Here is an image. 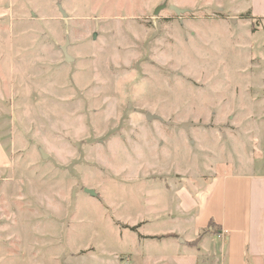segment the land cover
I'll return each mask as SVG.
<instances>
[{"label":"rangeland","instance_id":"374dc122","mask_svg":"<svg viewBox=\"0 0 264 264\" xmlns=\"http://www.w3.org/2000/svg\"><path fill=\"white\" fill-rule=\"evenodd\" d=\"M252 1L0 0V264L183 258L147 237L196 240L205 190L264 172Z\"/></svg>","mask_w":264,"mask_h":264},{"label":"crops","instance_id":"0c3cea01","mask_svg":"<svg viewBox=\"0 0 264 264\" xmlns=\"http://www.w3.org/2000/svg\"><path fill=\"white\" fill-rule=\"evenodd\" d=\"M249 10V18H257L258 28L264 31V0H253ZM6 13L0 8V17ZM261 161L263 159L256 165L260 166ZM198 206L199 212L194 213L197 203H191L181 217L194 213L193 219H187L193 235L198 237L210 221H214L220 230L217 235H206L199 244L190 246V253H185L189 246L181 238L162 240L176 243L175 251L178 256H183L176 259L177 264H199L202 258L209 260L207 264L212 258L218 261L217 264H247L248 258L252 264H264V172L217 178L205 190ZM186 255L189 256L184 257Z\"/></svg>","mask_w":264,"mask_h":264},{"label":"trees","instance_id":"16d2710c","mask_svg":"<svg viewBox=\"0 0 264 264\" xmlns=\"http://www.w3.org/2000/svg\"><path fill=\"white\" fill-rule=\"evenodd\" d=\"M133 231H135V228H131ZM220 228L215 224L214 221H210L208 226L201 231V233L198 235L197 239L188 243V246H195L201 242L204 236L210 235L214 236L217 235L219 232ZM148 239H153V240H171V239H178V235L174 233H169V234H163V235H155V236H149L147 237ZM247 264H252L250 261V258L247 259Z\"/></svg>","mask_w":264,"mask_h":264},{"label":"water","instance_id":"95a60500","mask_svg":"<svg viewBox=\"0 0 264 264\" xmlns=\"http://www.w3.org/2000/svg\"><path fill=\"white\" fill-rule=\"evenodd\" d=\"M178 14H181L182 12H184V11H181L180 9H178V8H176V7H174L173 8ZM64 50V52H65V54H66V60L67 61H70L71 60V58L67 55V49H66V47L63 49ZM45 156V155H44Z\"/></svg>","mask_w":264,"mask_h":264}]
</instances>
